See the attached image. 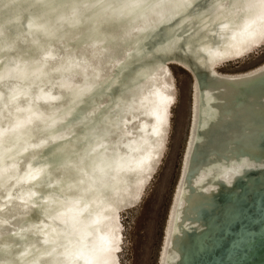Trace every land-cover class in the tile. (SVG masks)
Listing matches in <instances>:
<instances>
[{
    "label": "snow or ice",
    "instance_id": "1",
    "mask_svg": "<svg viewBox=\"0 0 264 264\" xmlns=\"http://www.w3.org/2000/svg\"><path fill=\"white\" fill-rule=\"evenodd\" d=\"M14 3L11 0L5 7ZM30 7L55 5L38 0ZM82 7L103 9L105 14L111 13L113 21L119 18L121 23L108 29L111 45L86 39L75 57L63 47L60 51L66 55H52L51 46L68 39L59 28L29 19V31L13 38L7 25H0V46L5 54H19L25 60L23 70L17 65L7 70L6 77L0 75V264H123L114 255L123 251V236L118 239L115 232L100 233L121 206L114 194L121 178L143 171V138L136 137L148 125L141 128L138 122L154 120L152 135L157 137V146H162L161 129L166 122L174 126L183 94L173 64L166 69L163 65L144 68L141 63L144 71L135 79L120 80L118 87H112L119 79L116 73L136 60L134 53L143 48L141 41L148 32L178 24L177 12L186 9L180 20L189 17L191 31L181 25L182 42L178 46L171 43L163 50L165 55L155 59L190 65L195 58L215 67L229 57L247 53L251 58L258 52V62L264 64V0H183L181 4L172 0H96ZM132 16L142 24L129 26L126 21ZM72 40L78 42L79 38ZM177 51L184 55H173ZM110 68L114 70L111 75ZM154 71L165 78L164 91L149 88L148 95H142L140 81L145 77L158 80L152 76ZM46 78L48 87H59L61 94L45 92L43 87L36 93L35 82ZM21 81L27 86L22 87ZM97 94H104L110 102L97 101ZM66 101L71 102L70 113L79 107L72 120L48 114L49 105ZM37 155L45 163L34 167ZM104 203L114 208H104L102 213ZM146 207L147 201L141 200L130 211ZM33 218L40 222L29 223Z\"/></svg>",
    "mask_w": 264,
    "mask_h": 264
},
{
    "label": "bare ground",
    "instance_id": "2",
    "mask_svg": "<svg viewBox=\"0 0 264 264\" xmlns=\"http://www.w3.org/2000/svg\"><path fill=\"white\" fill-rule=\"evenodd\" d=\"M10 2L11 0H0V25H7L13 38L23 33L21 29L26 30L24 33L29 31L27 28L29 19L38 23H50L51 26L60 29L61 35L67 33L68 39L51 46L52 55H66L65 52L60 51V48L63 47L64 49L70 50L71 55L75 57L76 49L78 47H82L83 41L86 39H91L92 42L107 41L108 44L111 45L113 37L112 33L108 31V29L112 27L113 23L116 25L121 23L119 18L113 21L111 13L105 14L103 9L82 7L83 4L94 3L96 0H39V3L41 4L55 5V7H30L31 5L37 4L38 0H15V3L12 4V6L5 7V5L10 4ZM172 2L174 4L181 3L180 0H172ZM197 2H199V0ZM211 2L212 0H209V3ZM61 5H67V7H62ZM77 5L80 7H74ZM180 16H182V14L179 15L177 12L176 19L178 24H174L170 28H165L163 31H161L159 28H155L143 36L141 41L143 48L140 49L139 53H134L137 58L134 61H130L129 68L125 69L123 72L116 73L119 79L112 82L113 88L119 86L120 80L126 78L135 79L138 73L144 71V68H158L159 66L163 65V67L167 69L169 64L180 67L181 64L186 65V63L175 60L165 64L167 61L163 59H155L156 56L163 57L165 55L163 50L169 48L171 43H175L177 45V43L182 42L179 35V33L182 31L181 25L191 31L193 26L191 19L185 16L184 20H180ZM203 20L207 21L208 17L205 15ZM185 21H188V23H185ZM16 22L18 23V26L14 25ZM126 22L129 26L142 24V21L136 16H132L131 18L127 19ZM197 23L200 22L197 21ZM73 37H78L79 41H73ZM74 43L75 47L73 46ZM21 44H23V36H21ZM257 53L258 52H255L254 55ZM173 55H179L178 51L173 53ZM247 59H249L247 53L239 58L232 56L220 63H217L215 67L213 69H209L208 72H215L216 75L214 76L222 80L245 79L264 73V64L259 62L242 70H220L228 64L239 63ZM147 60H153L154 64H147ZM0 61H3V63L0 64V75H4L5 77L7 76L8 69H15L17 65H20L21 70H23L25 64V60L22 59L19 54H5L2 46H0ZM141 63L144 64V68L140 67ZM4 65H7V67L6 69L2 70ZM132 67H135V72L132 71ZM108 71L111 75L114 70L110 68ZM152 76H157L158 80L145 77L144 80L140 81L142 95H148L149 88H159L161 91H164L163 85L165 83V78L162 75H159L158 71H154ZM20 83L22 87L27 86V84L23 81ZM52 83H55V80H53ZM48 84L49 81L47 78L43 81H36V93L39 94L40 87H43L45 92L50 91L54 95L61 94V89L59 87L49 88ZM203 90H205L204 83H202V81L200 82V80L196 83L195 79L193 78L191 80L190 94L189 135L186 140V147L184 150L179 176L168 206L156 264H168L169 260L174 258V255L172 254L173 236L171 233H173L174 229L176 228V217L179 215L180 210H182V208L185 206V197L188 191V186L190 184H195L202 178L199 176V174L203 177L206 175L209 176L208 182L206 183L208 185L204 184V188L201 186V188L204 191H207V193L216 191L218 188V185H214L213 180L218 182L223 181L225 183L231 184L234 179L237 178V175H243V178H246V176L252 174L254 175V178L258 179L262 178L263 176L260 172L264 171V165L258 166L255 162H253L254 160L252 158L251 159L253 161L248 159L245 154L248 153L253 157H257L259 153L262 152V150L264 151V107L262 105L264 102V93H257L258 101L256 100L254 106L249 105L246 108L244 105L235 104L234 106H237V108L233 107L229 114L224 113L223 116L229 120H223V123H218L219 131L215 132L214 136L211 137V134L208 135V133L204 136L200 134V126L210 121V117H207L208 113L204 110V108H200L202 118L198 117V119H195V115L197 114L196 105L197 101L199 100L197 99V95L201 94ZM108 92L109 90H105V93ZM96 100L102 102L106 101L105 103L110 102L105 99L104 94H97ZM0 103H2V101H0ZM69 107H72L70 101L59 102L56 105H49L48 114H53L58 120L70 121L79 112V107H73V111L71 113L69 112ZM138 123L140 124L141 128H144L145 124L148 125L146 130L144 132H138L136 137L138 140L141 139V137L143 138L140 145V147L144 149L141 155V158L144 161V164L142 165L143 171L137 172L135 175L128 173L121 178L114 193L119 197L121 206L119 209L115 210V219L108 221L105 231L100 233L101 235H111L113 232H115V235L118 239L123 236V240L121 242L123 251L125 247V233L124 226L122 224V218L126 211L134 208L136 204H139L141 200L145 199L147 190L166 156L170 133L172 131V124L166 122L164 127L161 129L163 132L162 146L158 147L155 143L157 137L152 135L151 128V125L154 124L155 121L146 120ZM4 127H7L6 123L4 124ZM206 139L213 141V145L208 152L210 155L209 159H219L216 162V169L212 171V173L217 172V174H213L214 179L211 176V171L204 172L205 168H203L204 165L202 161H198L200 164L198 163L199 165L197 167H192V159L194 154L197 153L198 147L200 149L202 148V145L205 144ZM194 161H196V158ZM32 163L34 167H39L45 163V160L43 156L37 155ZM198 190L201 189L199 188ZM133 198H135L134 203L125 204V201H133ZM104 208L113 207L110 204L104 203L100 208L102 213ZM108 215L111 216L112 213L109 212ZM41 220H43V217H41ZM232 221L226 222L224 235L228 233L227 235L232 237L231 233L229 232V229H231L232 225L228 227ZM37 222L40 221H36L34 218L29 221V223ZM50 223L51 221H47L48 225H51ZM194 226L198 227L197 224H194ZM17 230H19V228H17ZM242 239L243 238H241V240ZM250 248L253 247H245L238 258L236 253L233 252L222 253V255L213 260V262L207 263L245 264L248 260V250H250ZM255 251L257 250L255 249ZM114 255H117L121 260L119 254L114 253ZM254 264H264V262H254Z\"/></svg>",
    "mask_w": 264,
    "mask_h": 264
},
{
    "label": "water",
    "instance_id": "3",
    "mask_svg": "<svg viewBox=\"0 0 264 264\" xmlns=\"http://www.w3.org/2000/svg\"><path fill=\"white\" fill-rule=\"evenodd\" d=\"M197 1L192 0L191 2L196 3ZM180 2L183 3V0H180ZM186 11V9L181 8L178 14L184 15L183 13ZM17 24L16 22L14 25L18 26ZM21 31L24 33L26 30L21 29ZM178 53L184 55V52L178 51ZM255 63L249 62L245 66H239L237 70L245 69ZM213 68L212 65H205L202 60L195 58H193L190 65L181 64V67L176 66V69L181 71L186 79L188 118L191 80L194 78L196 83L199 80L204 83L205 90L197 95L199 100L196 105L197 114L195 113V119L202 118L200 108H204L208 113L207 117H210V121L200 126V134L204 136L208 133V135L211 134V137L219 131L218 123L229 120L223 116L224 113L229 114L233 107L237 108V106H234L235 104L244 105L246 108L249 105L254 106L256 100L258 101L257 93H264V73L251 78L222 80L215 77L212 72H208L209 69ZM220 70L225 71L223 68ZM182 135L185 139L186 130ZM212 145L213 141L206 139L205 144L202 145L199 152L197 151L195 158L196 161H202L205 172L211 171L213 178V174H217V172L212 173V171L216 169V162L219 159H215L216 161L209 159L208 152ZM260 173L263 175L260 179L254 178L252 174H249L246 178H243V175H237V178L231 184L213 180L214 185H218V188L216 191L209 193L202 189L205 185H208L206 183L209 176L203 177L199 174L202 178L195 184L188 186L185 206L176 217V228L171 233L173 236L172 254L174 258L169 260L168 264H208L220 257L222 253L231 252L236 253L238 258L247 246L254 249L250 248L248 250V260L245 264L263 263L264 171ZM199 188L201 190H198ZM112 207L114 208L113 205ZM165 215L166 212L163 224ZM227 221H232L228 226L232 225L229 229L232 237L228 236V233L224 235ZM50 224L52 227L56 226L52 221ZM194 224H197L198 227H195ZM241 238L243 239L241 240Z\"/></svg>",
    "mask_w": 264,
    "mask_h": 264
},
{
    "label": "rangeland",
    "instance_id": "4",
    "mask_svg": "<svg viewBox=\"0 0 264 264\" xmlns=\"http://www.w3.org/2000/svg\"><path fill=\"white\" fill-rule=\"evenodd\" d=\"M259 58L260 54L257 53L242 62L228 64L223 67V69L225 71L237 70L239 66H245L249 62L258 63ZM165 64H168V62ZM6 67L7 65H4L2 70L6 69ZM176 74L180 78L183 94L180 99L181 101L179 102V107L177 108L178 115L176 117L175 124L174 126L172 125L166 156L158 172L155 174L144 199L147 201V207L143 211L139 208L135 211H130L129 209L122 218L125 233V247L124 251L119 253V255L123 264H156L157 262V254L163 235L162 227L164 228L163 218L165 212L167 215L168 206L171 200L170 195H172L171 191L173 192L179 176L190 128V113L188 118L186 107V79L183 73H181L178 69H176ZM262 105L264 107V102ZM185 130L186 137L184 139V135L182 134H184ZM199 150L200 148L198 147L197 151L199 152ZM195 154L192 159L193 168L200 164L198 161H194L196 157ZM245 156L248 159L252 158L254 161L252 159L251 160L258 166L264 165L263 150L257 157H253L248 153L245 154Z\"/></svg>",
    "mask_w": 264,
    "mask_h": 264
}]
</instances>
